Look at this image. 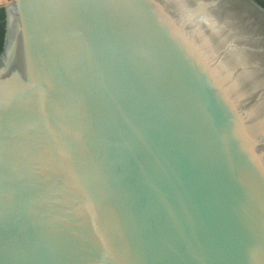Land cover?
<instances>
[{"label": "water", "instance_id": "1", "mask_svg": "<svg viewBox=\"0 0 264 264\" xmlns=\"http://www.w3.org/2000/svg\"><path fill=\"white\" fill-rule=\"evenodd\" d=\"M0 9V264H264L263 7Z\"/></svg>", "mask_w": 264, "mask_h": 264}, {"label": "flooded vegetation", "instance_id": "2", "mask_svg": "<svg viewBox=\"0 0 264 264\" xmlns=\"http://www.w3.org/2000/svg\"><path fill=\"white\" fill-rule=\"evenodd\" d=\"M261 7L264 8V0H253ZM3 36H4V15L2 9H0V51L2 49L3 44Z\"/></svg>", "mask_w": 264, "mask_h": 264}, {"label": "bare ground", "instance_id": "3", "mask_svg": "<svg viewBox=\"0 0 264 264\" xmlns=\"http://www.w3.org/2000/svg\"><path fill=\"white\" fill-rule=\"evenodd\" d=\"M9 0H0V5H8Z\"/></svg>", "mask_w": 264, "mask_h": 264}, {"label": "built area", "instance_id": "4", "mask_svg": "<svg viewBox=\"0 0 264 264\" xmlns=\"http://www.w3.org/2000/svg\"><path fill=\"white\" fill-rule=\"evenodd\" d=\"M4 5H0V8L3 7Z\"/></svg>", "mask_w": 264, "mask_h": 264}]
</instances>
